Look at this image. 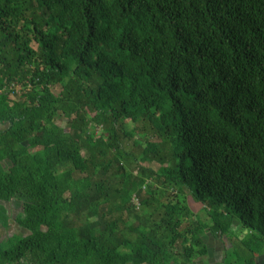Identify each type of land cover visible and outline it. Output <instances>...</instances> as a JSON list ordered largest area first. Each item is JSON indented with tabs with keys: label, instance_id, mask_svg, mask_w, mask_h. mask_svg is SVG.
Masks as SVG:
<instances>
[{
	"label": "trees",
	"instance_id": "obj_1",
	"mask_svg": "<svg viewBox=\"0 0 264 264\" xmlns=\"http://www.w3.org/2000/svg\"><path fill=\"white\" fill-rule=\"evenodd\" d=\"M0 126V264L264 257V0H0Z\"/></svg>",
	"mask_w": 264,
	"mask_h": 264
},
{
	"label": "rangeland",
	"instance_id": "obj_2",
	"mask_svg": "<svg viewBox=\"0 0 264 264\" xmlns=\"http://www.w3.org/2000/svg\"><path fill=\"white\" fill-rule=\"evenodd\" d=\"M17 90L19 91L20 89L17 88ZM55 93L58 92V89L54 90ZM59 122L63 123L64 122L62 120H60ZM150 136V133H149ZM131 144H129L127 146L128 150L131 149ZM135 164L132 165V168ZM148 167L152 168L154 171H158L159 170V164L157 162H151L147 164ZM200 217L202 218L203 221H205V217L204 214L201 213ZM0 218L2 219H6L3 216H0ZM9 223V221H8ZM7 223V225H8ZM11 228H8L6 230H2V233L5 234H14L15 230H14V224L11 221L10 226ZM207 244H208V248H209V256L206 257L204 260L202 259H198L195 261L194 264H225L226 261V252L231 250L234 246H240V243L238 242V240L236 238H216L214 237L212 234L208 235V239H207ZM257 264H264V257H260L257 260Z\"/></svg>",
	"mask_w": 264,
	"mask_h": 264
},
{
	"label": "flooded vegetation",
	"instance_id": "obj_3",
	"mask_svg": "<svg viewBox=\"0 0 264 264\" xmlns=\"http://www.w3.org/2000/svg\"><path fill=\"white\" fill-rule=\"evenodd\" d=\"M3 128L4 127L0 126V131ZM5 164L6 165L3 166V168H5V169L11 168V165H9L7 161L5 162ZM0 206H2L5 210V213L0 211V216H3L6 218V219L0 218V237L4 239V238H15V237H20V236H25L27 234V231L25 229H23L18 224V221H17L19 216L23 213V205L21 203H19L16 199H12L9 202L0 201ZM8 221H9V223H8ZM11 221L14 224L15 233L14 234L2 233V230H6L8 228H11V227H9ZM7 223H8V225H7ZM194 263H195V261L191 264H194ZM4 264H31V263L25 261L24 259H20L19 261L6 262Z\"/></svg>",
	"mask_w": 264,
	"mask_h": 264
}]
</instances>
